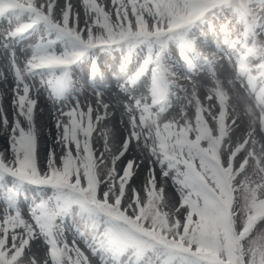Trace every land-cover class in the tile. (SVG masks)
Instances as JSON below:
<instances>
[{"label":"snow or ice","instance_id":"6c2138e0","mask_svg":"<svg viewBox=\"0 0 264 264\" xmlns=\"http://www.w3.org/2000/svg\"><path fill=\"white\" fill-rule=\"evenodd\" d=\"M0 264H264V0H0Z\"/></svg>","mask_w":264,"mask_h":264},{"label":"rangeland","instance_id":"374dc122","mask_svg":"<svg viewBox=\"0 0 264 264\" xmlns=\"http://www.w3.org/2000/svg\"><path fill=\"white\" fill-rule=\"evenodd\" d=\"M40 119L44 123H47L48 122V116L47 115H44L43 118L41 117ZM45 131H47V130H45ZM44 139H47V137L45 136ZM169 191H171V189ZM258 227H259V225H258Z\"/></svg>","mask_w":264,"mask_h":264},{"label":"bare ground","instance_id":"6f19581e","mask_svg":"<svg viewBox=\"0 0 264 264\" xmlns=\"http://www.w3.org/2000/svg\"><path fill=\"white\" fill-rule=\"evenodd\" d=\"M43 118V117H42Z\"/></svg>","mask_w":264,"mask_h":264}]
</instances>
